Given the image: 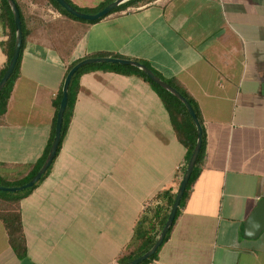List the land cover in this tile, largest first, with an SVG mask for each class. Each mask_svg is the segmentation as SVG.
Masks as SVG:
<instances>
[{
	"label": "crops",
	"instance_id": "obj_1",
	"mask_svg": "<svg viewBox=\"0 0 264 264\" xmlns=\"http://www.w3.org/2000/svg\"><path fill=\"white\" fill-rule=\"evenodd\" d=\"M16 1L29 32L0 115V182L26 181L44 156L71 65L137 61L183 87L206 136L204 168L149 264H264V231L243 236L264 200V0H155L94 24L46 0ZM7 38L0 21V44ZM5 64L0 46V71ZM88 66L97 67L78 80L50 173L20 201L26 257H16L0 222V264H119L146 206L178 189L186 150L156 92L133 67Z\"/></svg>",
	"mask_w": 264,
	"mask_h": 264
},
{
	"label": "trees",
	"instance_id": "obj_2",
	"mask_svg": "<svg viewBox=\"0 0 264 264\" xmlns=\"http://www.w3.org/2000/svg\"><path fill=\"white\" fill-rule=\"evenodd\" d=\"M46 1L49 2L63 16H65L69 19H73V20L88 23V24L96 23V22H86L83 20H79V19L69 15L54 0H46ZM66 1L72 7H74L76 10H78L82 13H95V12H98L99 10H101L102 8H104L106 5H108L109 3H111L114 0H104L93 8H80L76 5H74L70 0H66ZM154 1L155 0H130V1L120 5L118 8L113 10L109 15H111L113 13L125 11L128 8H139L141 6L147 5V4L152 3ZM14 2L16 4L18 11H19V14H20L22 33H23V43H22V48L20 51L19 59H18V62L16 64L15 70H14L12 76L10 77V79L8 80L7 84L5 85V87L3 88V90L0 94V115L3 114L5 111V108H6L8 99H9V95H10V92L12 89V85L15 81L16 74L18 71L20 58H21V52H22V49L24 46V42H25L27 34L29 32V30L27 31V23H26V20L23 16L22 12H21V8H20V6L16 0H14ZM0 10H1L0 21L4 27L8 28V38L6 41H4L0 44L2 52L6 56V64L3 67V69H1V71H0V79H1L6 67L8 65V62L10 60L11 54H12V49H13V45H14V38H15V28H14L13 17H12L10 8H9V6L5 0H0ZM115 57H117V56H115ZM78 62H76V63H78ZM75 64L71 65L70 69ZM95 67H97V66H85V67L79 69L74 74V76L71 80L69 90H68L67 107L65 110L64 119H63V123H62L61 140H60V144L58 146L55 158L58 156V154L61 150L62 142L64 140L66 133H67L69 124H70L72 116H73L74 105H75L76 97H77L78 90H79L78 80L82 74L87 73L88 71H90L92 69H95ZM111 67H112V69H117L120 66H111ZM133 70L135 71L136 75H138L140 78H142V80L144 82H146L147 84H149V86L156 92L158 98L160 99V101L164 105V108L166 109V112L169 116L174 134L176 136V139L186 150L185 163H184V166L178 175V179H179V183H180L181 178H182L183 173H184V170L186 168V165L188 163V160L191 156L192 150H193L194 145H195V141H196L195 126L192 122L191 117L188 115L186 109L177 99H175L172 95H170L169 93H167L166 91L161 89L159 86L154 84L146 75H144L139 70H136V69H133ZM165 82L168 83L169 85H171L172 87H174L176 90H178L187 99V101L192 106V108H193V110H194V112H195V114H196V116H197V118L201 124V127H202V144H201L200 153H199L198 158L196 160L195 166H194L193 171L191 173L189 182H188L186 190L182 196L179 208L177 210L175 219L172 223V226H171L169 232L165 236V239H164L162 245L158 248V250L155 252V254L140 264H149L156 259L159 250L161 249L163 244L167 241L172 228L176 224V221L178 220L179 216L181 215V209H182L184 203L189 198L191 189H192L196 179L198 178L200 172L202 171V169L204 168V165H205L206 136H205V131H204V128L202 125V118H201L199 107L196 104V102L189 96V94L183 89V87L179 83H177L176 81H173V80L165 81ZM61 97H62V92L60 90L57 93L56 98L54 100V106L56 108V111L58 110ZM54 127H55V120H54ZM53 133H54V130H53ZM53 133H52V137L48 143V146L46 148L44 156L37 163L32 174L30 175V177L26 181L13 184L12 186L2 184L0 182V185L4 186V187H15V186H20V185L27 183L37 173V171L39 170V168L43 164V162L47 156L48 150L50 148L52 139H53ZM52 164H53V162H52ZM52 164L49 167V169L47 170V172L42 176L40 181L37 184H35L32 188L27 189L23 192H19V193H6V192L0 191V222L2 223L4 230L6 232L9 245L11 246L16 257L20 260H22L26 257V251H27L26 240H25V236H24V232H23V226H22L21 214H20V201L25 196H27L30 192H32V190H34L38 186V184H40L47 177V175L50 173V170L52 168ZM179 183H178V185H179ZM175 193L176 192H172L171 190L163 191V192L159 193L156 197L157 200L161 201L160 206H157L155 208H150V206H146L145 213L138 220V222L134 228V233H133V237H132L131 241L127 244V246L123 252L124 254L122 253L120 255V257L118 258L119 264H124L130 260H133V259L139 257L140 255L145 253L153 245V243L155 242L157 236L159 235V233H160L161 229L163 228V225H164V223L168 217L170 208H171L173 200L175 198Z\"/></svg>",
	"mask_w": 264,
	"mask_h": 264
},
{
	"label": "water",
	"instance_id": "obj_3",
	"mask_svg": "<svg viewBox=\"0 0 264 264\" xmlns=\"http://www.w3.org/2000/svg\"><path fill=\"white\" fill-rule=\"evenodd\" d=\"M5 1L7 2L10 8L12 17H13V23H14V28H15V38H14V45H13L10 60L0 79V94L15 70L16 64L19 59L20 51L22 48V43H23V33H22V26H21V20H20V14H19L18 8L14 0H5ZM54 1L66 13H68L69 15L79 20H83L86 22H97L105 18L106 16H108L113 10L118 8L120 5L130 0H114L108 5H106L104 8H102L101 10L95 13H82L76 10L74 7H72L66 0H54ZM96 64H116V65H121V66H130V67H133L139 70L144 75H146L154 84H156L161 89H163L164 91L172 95L175 99H177L184 106L188 115L191 117L192 122L195 126V130H196V141H195L194 148L192 150L191 156L184 170V173L179 183L178 189L175 193V198L173 200L172 206L170 208L168 217L163 225V228L161 229L153 245L145 253H143L142 255H140L139 257L133 260H130L124 263V264H140L155 254L158 248L162 245L165 239V236L169 232L172 226V223L175 219L177 210L179 208L182 196L186 190V187L189 182L193 168L195 166L196 160L200 153L201 144H202V127L190 103L178 90H176L174 87H172L171 85L163 81L161 78L156 76L146 65L141 64L137 61H131V60H125V59H119V58H111V57L87 58V59H83L79 61L78 63H76L68 71L64 79L63 85H62V89H61L62 97L59 102V107H58L57 114H56L54 135H53L50 148L48 150L47 156L43 164L41 165L37 173L27 183L20 185V186H15V187H4L0 185V191L6 192V193L23 192L27 189L32 188L35 184H37L42 178V176L47 172V170L49 169V167L51 166L52 162L55 159L57 149L60 144L62 123L64 119L65 110L67 107L68 90H69L71 80L74 74L79 69L85 66H88V65H96ZM263 231H264V200L259 201L257 203V206L251 212L248 219L245 221L243 236L247 239H256Z\"/></svg>",
	"mask_w": 264,
	"mask_h": 264
}]
</instances>
